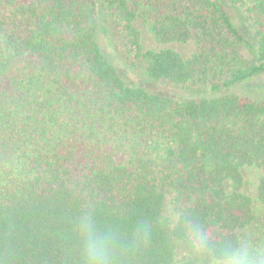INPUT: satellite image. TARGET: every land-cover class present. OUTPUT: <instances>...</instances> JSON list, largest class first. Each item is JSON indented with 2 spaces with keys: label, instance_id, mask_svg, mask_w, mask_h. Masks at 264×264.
<instances>
[{
  "label": "trees",
  "instance_id": "16d2710c",
  "mask_svg": "<svg viewBox=\"0 0 264 264\" xmlns=\"http://www.w3.org/2000/svg\"><path fill=\"white\" fill-rule=\"evenodd\" d=\"M101 14L146 82L184 94L127 80ZM82 197L264 229V0H0V264H61Z\"/></svg>",
  "mask_w": 264,
  "mask_h": 264
},
{
  "label": "clouds",
  "instance_id": "9594fccd",
  "mask_svg": "<svg viewBox=\"0 0 264 264\" xmlns=\"http://www.w3.org/2000/svg\"><path fill=\"white\" fill-rule=\"evenodd\" d=\"M264 264V229H224L179 199L149 215H117L82 197L61 264Z\"/></svg>",
  "mask_w": 264,
  "mask_h": 264
},
{
  "label": "rangeland",
  "instance_id": "374dc122",
  "mask_svg": "<svg viewBox=\"0 0 264 264\" xmlns=\"http://www.w3.org/2000/svg\"><path fill=\"white\" fill-rule=\"evenodd\" d=\"M23 2H29L31 0H22ZM98 21H102L106 26L105 31L98 29V40L108 57L112 62L117 66L121 74L129 81L134 83H139L146 87H149L152 90L174 94L181 96L184 94V91L180 89L171 88L162 84L148 83L144 79V68L139 61L133 62L130 58L126 57L124 51V44L121 36L119 35L118 28L112 23L111 20L105 18L103 14L100 15ZM143 30L144 41L147 46L152 47H161V46H172L177 49L183 55H189L194 46L192 44H182V43H170V44H158L155 42L152 37L148 34V31L145 26L141 25Z\"/></svg>",
  "mask_w": 264,
  "mask_h": 264
}]
</instances>
